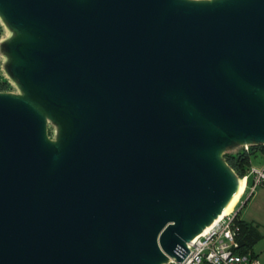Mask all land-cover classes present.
<instances>
[{"label": "water", "instance_id": "95a60500", "mask_svg": "<svg viewBox=\"0 0 264 264\" xmlns=\"http://www.w3.org/2000/svg\"><path fill=\"white\" fill-rule=\"evenodd\" d=\"M0 264H171L264 146V0H0Z\"/></svg>", "mask_w": 264, "mask_h": 264}, {"label": "built area", "instance_id": "2783aa9c", "mask_svg": "<svg viewBox=\"0 0 264 264\" xmlns=\"http://www.w3.org/2000/svg\"><path fill=\"white\" fill-rule=\"evenodd\" d=\"M242 178L244 189L233 211L199 236L182 262L172 261L171 264H261L253 252H240L236 209L247 193L250 197L256 188L264 187V166L251 167Z\"/></svg>", "mask_w": 264, "mask_h": 264}, {"label": "trees", "instance_id": "16d2710c", "mask_svg": "<svg viewBox=\"0 0 264 264\" xmlns=\"http://www.w3.org/2000/svg\"><path fill=\"white\" fill-rule=\"evenodd\" d=\"M5 89L6 85L0 82V91ZM257 152L261 153V155L264 157V146L251 148L249 152H243L236 156H228L226 157V161L240 177H243L246 174V168L250 163V157ZM238 223L240 226V235L238 240L241 248L240 252L246 253L252 249L257 238H259V234L256 227L248 225L239 220Z\"/></svg>", "mask_w": 264, "mask_h": 264}, {"label": "crops", "instance_id": "0c3cea01", "mask_svg": "<svg viewBox=\"0 0 264 264\" xmlns=\"http://www.w3.org/2000/svg\"><path fill=\"white\" fill-rule=\"evenodd\" d=\"M260 193H264V187H260L259 191L256 188L251 195V199ZM256 196L255 201L251 200V211H247L241 217L237 215V218L241 222L256 227L259 238H257L250 251L258 257L261 264H264V197L262 195Z\"/></svg>", "mask_w": 264, "mask_h": 264}, {"label": "rangeland", "instance_id": "374dc122", "mask_svg": "<svg viewBox=\"0 0 264 264\" xmlns=\"http://www.w3.org/2000/svg\"><path fill=\"white\" fill-rule=\"evenodd\" d=\"M5 84V83H4ZM6 85V89L0 92H5L9 90V86L7 84ZM264 164V157L261 155V153L257 152L255 154H253L250 157V163L246 168V174L249 173V170L251 169V167H256V168H261ZM238 174V173H237ZM258 191L260 189V187L257 188ZM256 195H262L264 197V193H260V194H256ZM254 196L251 199V196H248V193L243 197L242 202L240 203V205L238 206V208L236 209V212L238 214L239 217H241L243 214H245L247 211H251V200L253 201L257 196ZM255 201V200H254Z\"/></svg>", "mask_w": 264, "mask_h": 264}, {"label": "bare ground", "instance_id": "6f19581e", "mask_svg": "<svg viewBox=\"0 0 264 264\" xmlns=\"http://www.w3.org/2000/svg\"><path fill=\"white\" fill-rule=\"evenodd\" d=\"M243 189H244V180L239 184L237 192L232 196V198L229 200V202L224 207L220 218L230 214L233 211L236 203L238 202V200H239V198L243 192Z\"/></svg>", "mask_w": 264, "mask_h": 264}]
</instances>
